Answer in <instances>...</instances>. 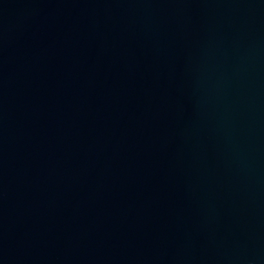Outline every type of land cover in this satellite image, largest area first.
<instances>
[{
	"label": "water",
	"instance_id": "obj_1",
	"mask_svg": "<svg viewBox=\"0 0 264 264\" xmlns=\"http://www.w3.org/2000/svg\"><path fill=\"white\" fill-rule=\"evenodd\" d=\"M0 264H264V0H0Z\"/></svg>",
	"mask_w": 264,
	"mask_h": 264
}]
</instances>
